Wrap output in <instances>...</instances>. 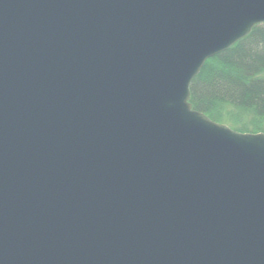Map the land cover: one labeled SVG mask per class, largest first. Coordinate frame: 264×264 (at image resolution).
I'll return each instance as SVG.
<instances>
[{
    "label": "water",
    "instance_id": "obj_1",
    "mask_svg": "<svg viewBox=\"0 0 264 264\" xmlns=\"http://www.w3.org/2000/svg\"><path fill=\"white\" fill-rule=\"evenodd\" d=\"M264 0H0V264H264V132L193 107Z\"/></svg>",
    "mask_w": 264,
    "mask_h": 264
},
{
    "label": "trees",
    "instance_id": "obj_2",
    "mask_svg": "<svg viewBox=\"0 0 264 264\" xmlns=\"http://www.w3.org/2000/svg\"><path fill=\"white\" fill-rule=\"evenodd\" d=\"M193 107L244 132H264V22L209 57L190 85Z\"/></svg>",
    "mask_w": 264,
    "mask_h": 264
}]
</instances>
